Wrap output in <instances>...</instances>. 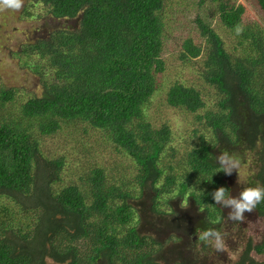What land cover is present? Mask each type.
<instances>
[{
  "label": "trees",
  "instance_id": "obj_1",
  "mask_svg": "<svg viewBox=\"0 0 264 264\" xmlns=\"http://www.w3.org/2000/svg\"><path fill=\"white\" fill-rule=\"evenodd\" d=\"M209 1L239 48H226L217 26L194 17L200 41L185 38L179 59L200 62L194 72L220 100L214 112L196 117L193 136L180 140L148 116L161 90L169 107L204 109L199 89L162 80L169 0H41L62 22L23 50L34 60L42 92L20 101L16 89L0 85V264H158L156 254L184 238L196 255L211 248L197 239L205 229L226 233L224 240L234 232L242 237V224L237 231L227 225L210 193L229 191L216 157L239 144L258 155L252 184L264 186V28L247 22L233 0ZM253 1L264 20V0ZM75 19L76 26L64 27ZM76 125L128 159L122 177L94 166L70 179L65 154L44 142ZM143 202L150 217L164 220L177 215L175 202L188 205L190 234L158 240ZM253 213L264 223V202ZM252 250L264 252V240L255 246L248 240L236 264H256Z\"/></svg>",
  "mask_w": 264,
  "mask_h": 264
},
{
  "label": "rangeland",
  "instance_id": "obj_2",
  "mask_svg": "<svg viewBox=\"0 0 264 264\" xmlns=\"http://www.w3.org/2000/svg\"><path fill=\"white\" fill-rule=\"evenodd\" d=\"M233 2L244 7L243 18L247 22H256L261 28H264V20L257 11L253 0H233ZM194 17H199L210 27L217 26L221 31L220 35L226 48L231 50L239 48L236 33H231L218 24L219 14L214 3L209 0H169L164 21L165 70L161 75L162 80L164 86L174 82H183L199 89L204 109L197 113H191L183 109L169 107L165 103V92L161 90L151 99L148 116L154 126L161 124L170 126L178 137L177 139L180 140H189L199 127L196 117L203 115L205 111L214 112L217 109V102L220 100L217 91L200 80L197 73L194 72V67L201 63L195 64V61L191 60L184 64L179 59L182 51L180 45L185 38H192L195 43L200 41L195 31ZM61 23V21L51 18L41 0H23V7L19 11L0 10V85L16 89L19 92L20 101L23 97L39 96L42 92L41 76L32 68L34 60H27L23 57L24 47L45 35L47 30L51 31L61 27ZM76 24V19L67 20L64 22V27L76 26ZM42 79L48 80L49 74H43ZM44 147L49 151L54 150L57 153L65 154V161L68 163L65 166L66 174L71 180H74L77 174L94 166L110 169L112 174L121 177L128 169V159L120 157L105 140L101 139L99 135L85 130L82 125L67 127L57 135L48 137L44 142ZM225 150L229 153L231 151V155L240 162L239 167L233 170L231 175H225L229 194L238 196L242 188L257 186L252 183L255 182L254 174L257 172L258 155L255 152L246 151L245 144H239L238 146L222 147L218 150L217 156ZM143 203L147 209L148 227L156 232L158 240L162 241L174 234L180 237L184 235L185 231V234H190V219L194 212L188 205L175 202L173 211L177 215L164 220L150 217L149 205L147 202ZM229 211V208L222 207V215L226 224H232L231 227L237 231V222L227 220ZM244 215V220L240 222L244 230L238 231L242 237L238 238L234 232L224 240L222 251L217 252L213 246L210 248L207 245L208 249L204 250L205 246H203L200 253L196 255L191 248L193 245H189V241L184 238L176 241L175 244H170L168 253L156 254L158 264H173V261L175 264H236L248 240L252 242V246L260 245L264 240V223L257 219L253 212H246ZM174 218L175 226L171 223ZM141 219H145L144 215L141 216ZM181 228L183 229L181 230ZM171 249L173 252L169 253ZM249 257L256 264H264V252L259 253L252 250Z\"/></svg>",
  "mask_w": 264,
  "mask_h": 264
},
{
  "label": "clouds",
  "instance_id": "obj_3",
  "mask_svg": "<svg viewBox=\"0 0 264 264\" xmlns=\"http://www.w3.org/2000/svg\"><path fill=\"white\" fill-rule=\"evenodd\" d=\"M23 7V0H0V10L19 11ZM241 31L237 28V32ZM218 165L226 175H231L233 170L239 167V160L231 155L227 150L220 153L216 157ZM216 205L229 208L227 220L233 222H242L245 218V213H251L256 206L264 202V186H248L241 189L238 196H231L228 189L221 186L210 193ZM197 237V236H196ZM201 242H211L217 252L224 248L223 234L214 229L209 228L201 231L197 237Z\"/></svg>",
  "mask_w": 264,
  "mask_h": 264
},
{
  "label": "flooded vegetation",
  "instance_id": "obj_4",
  "mask_svg": "<svg viewBox=\"0 0 264 264\" xmlns=\"http://www.w3.org/2000/svg\"><path fill=\"white\" fill-rule=\"evenodd\" d=\"M223 236H227L226 233H223ZM206 249H208L207 246H205V249H204V250H206ZM204 250H203V251H204ZM209 252H210V250H209ZM209 252H208V253H209ZM199 256H200V255H199Z\"/></svg>",
  "mask_w": 264,
  "mask_h": 264
}]
</instances>
